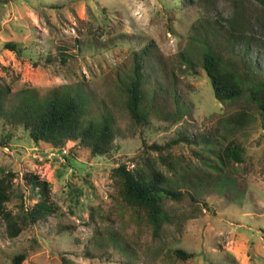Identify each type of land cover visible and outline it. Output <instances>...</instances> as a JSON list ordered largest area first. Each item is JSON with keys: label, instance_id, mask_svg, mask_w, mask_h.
Segmentation results:
<instances>
[{"label": "rangeland", "instance_id": "1", "mask_svg": "<svg viewBox=\"0 0 264 264\" xmlns=\"http://www.w3.org/2000/svg\"><path fill=\"white\" fill-rule=\"evenodd\" d=\"M230 28L247 40L245 62L257 63L264 74V10L255 0H0V85L9 86V103L23 88L43 95L62 85L77 86L90 99L89 116L105 108L115 133L109 154L91 156L73 142L56 150L34 143L22 128L11 130L0 146V176L16 175V195L7 208L17 212L21 202L36 201L22 180L32 173L48 183L54 213L14 239L7 238L0 222V264H10L19 253L26 254L22 264H61V257L71 264H264V128L256 114L234 129L245 119L230 116L245 105L216 101L200 49L191 40L204 31L222 40ZM7 42L15 43L20 54L4 49ZM147 45L152 75L166 69L163 86L175 88L185 106L180 119L153 111L146 123L136 124L116 93L118 71H127L132 54ZM221 51L226 53L227 46ZM233 52L243 55L244 41ZM181 53L194 63L185 64ZM154 104L165 114L175 113L171 95ZM247 109L253 112L251 105ZM227 128L243 150V162L230 165L232 189L220 195L204 192L198 203L186 198L169 203L176 223H182L153 238L144 214L122 200L114 169L139 167L148 159L170 176L162 156L179 171L195 172L200 150L181 134L216 136ZM5 134L0 128V138ZM152 144L163 150L148 149ZM174 250L193 256L180 260Z\"/></svg>", "mask_w": 264, "mask_h": 264}, {"label": "trees", "instance_id": "2", "mask_svg": "<svg viewBox=\"0 0 264 264\" xmlns=\"http://www.w3.org/2000/svg\"><path fill=\"white\" fill-rule=\"evenodd\" d=\"M255 1L264 10V0ZM242 38L244 35L240 31L230 28L224 30L222 40L206 31L201 35L194 33L191 40L200 49L198 56L201 59V68L216 101L219 103L242 101L245 105L239 113L230 116L232 120L245 119L240 123L236 121L234 129H242L256 114L264 128V74L257 63L250 60L245 62L247 40ZM243 41L245 53L235 54L234 48L236 49L239 43L243 45ZM224 46H227L226 53L221 51V47ZM4 49L16 54L21 52L13 42L5 43ZM63 50L60 48L59 52L61 61L65 62L67 54H64ZM150 51L151 45H147L139 52L133 53L131 67L122 73L118 71L115 80L116 93L124 98L126 109L136 124L146 123L153 111L165 119L170 116L180 119L186 111L175 88L170 91L161 82L162 76L166 80L167 70L160 69L157 76L155 73L152 75L148 66ZM180 57L188 66L191 62L194 63L189 54L185 56L181 53ZM173 78L172 75V83L175 86ZM10 94L9 86L0 85V128L5 129L6 133L4 136L1 135L0 146L3 147L11 138L8 135L14 129L22 128L34 143L40 142L56 150L65 147L68 142H73L74 146L82 148L91 156H105L115 148V133L110 112L103 108L98 116L90 117L88 114L90 99L81 88L62 85L43 95L35 89L23 88L17 92L15 103H9ZM165 94L171 95L176 103L173 115L165 114L159 107L154 108V102L158 103V99ZM247 105L253 107L255 114L248 111ZM231 134H233L231 128H227L224 134L216 136L181 134V139L198 147L200 153L196 154L195 172L184 169L179 171L175 164L166 162V158L162 156L159 157L160 163L169 168L167 171L169 175L178 176L176 180H172L170 176L157 169L155 163L148 159L143 160L142 166L139 167L128 169L126 165L121 164L114 169L122 200L144 214L153 238H159L162 231L174 223V226L182 223L181 220L176 223L177 216L169 203H178L185 198L191 204L198 203V197L204 192H217L220 195L225 190L232 189L230 165L243 162V150ZM143 145L146 146L144 141ZM148 149L160 153L163 147L152 144ZM15 177L16 175L10 171L0 176V222L4 224L5 234L9 239L16 238L28 226L36 225L54 213L48 183L32 173H25L22 180L36 201L31 205H24V202H21L17 212L9 210L6 204L17 191V186L14 185ZM19 195L22 200V194ZM111 241L119 246L114 239ZM173 255L180 260H188L193 256L182 250H174ZM25 257V253H19L11 259L10 264H22ZM60 260L61 264H71L65 257H61Z\"/></svg>", "mask_w": 264, "mask_h": 264}]
</instances>
